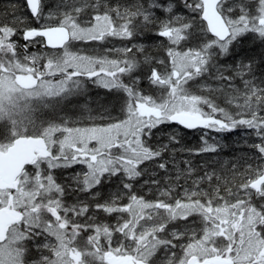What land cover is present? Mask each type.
I'll return each mask as SVG.
<instances>
[{
	"label": "snow or ice",
	"instance_id": "6c2138e0",
	"mask_svg": "<svg viewBox=\"0 0 264 264\" xmlns=\"http://www.w3.org/2000/svg\"><path fill=\"white\" fill-rule=\"evenodd\" d=\"M0 264H264V0H0Z\"/></svg>",
	"mask_w": 264,
	"mask_h": 264
}]
</instances>
